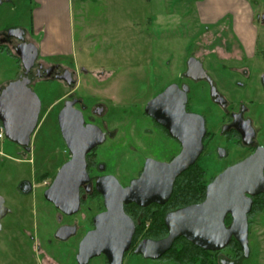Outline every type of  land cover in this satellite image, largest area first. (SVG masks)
I'll return each mask as SVG.
<instances>
[{
  "label": "rangeland",
  "instance_id": "rangeland-1",
  "mask_svg": "<svg viewBox=\"0 0 264 264\" xmlns=\"http://www.w3.org/2000/svg\"><path fill=\"white\" fill-rule=\"evenodd\" d=\"M199 1L203 0H71V12L76 19L77 54L69 58L71 61L65 57L57 59L47 56L42 59L46 61L47 66L58 63L73 66L69 62L75 63V69L69 68L76 71L77 85L73 89L59 81H43L34 87L42 102L43 112L33 139L35 145L40 146L43 153L46 152L47 159L44 162L46 166L26 163L24 166L14 165L11 168L10 161L5 156L10 149L8 143L0 142V152H4L0 154V193H12L10 189L14 187V183L24 176L33 183L45 169H48V175L53 177L56 168L66 160V146L59 134L56 116L63 100L70 92L79 97L86 107L85 118L96 117L100 125L115 134L113 140H108L99 149L97 161L100 165H105L107 171L122 184L126 185L138 177L141 160L146 155L164 163L177 157L181 152L179 143L164 136L149 120L144 119L141 109L158 92L176 80L179 70L176 69L174 61H180L187 53L199 59H206L207 63H210L213 57L208 59L207 56L211 54L224 56L227 52L235 53L237 50L232 40L230 21H224L221 25L202 22L197 15L196 4ZM247 2L251 6H258V9L262 7L258 13L264 11V0H245V3ZM48 6L49 4H44V0H10L0 6V29L8 23L21 22L18 21L19 18L22 24L28 25L31 21V12L39 7L48 9ZM58 10L60 17L68 19L67 13L70 10L68 3ZM52 12L54 11L47 10V19ZM57 27L61 29L60 22ZM62 29L65 32L69 30L67 21L64 22ZM39 32L40 36L36 39L38 42L45 34V30ZM192 44L194 46L190 47ZM167 58L173 59V71L168 69V73H162L161 69L167 72L164 66ZM17 70L16 61L0 53V84L13 79ZM216 74L222 81L224 78L222 73ZM199 98H201L199 87L193 86L190 107H205L208 104L212 111L218 112L206 98L204 104ZM95 105L104 107L100 118L91 111ZM209 112L210 109L206 111L208 114ZM218 115L212 114L208 118L211 121L208 129L213 132L217 130L213 124L218 120ZM134 119L139 120L140 124L135 123L134 126ZM124 128H127L130 134L139 133L138 138H133V141L126 145L128 148L129 145H132L130 148H134L126 155L121 154L124 153L122 150L125 147L119 149V138L123 135ZM214 143L210 144L206 154L199 160L206 171L204 181L207 184L229 164L227 161H221L213 153ZM139 157L141 159H138ZM25 159L32 161L33 154L27 155ZM13 198L15 196L9 198L12 200L11 204L16 205V207L14 205L16 210L21 209V204ZM28 199L29 227L31 233L36 235L34 243L38 246L40 257L51 264L55 261L61 264H74L77 241L84 236L85 229L89 227L90 217L103 210L102 201L98 199L86 205L83 212L73 219L59 220L53 209L44 203L42 188H36ZM252 219L253 228L249 235L250 254L242 264H264V214L254 215ZM71 220L83 229L78 238L68 244L55 243L53 233L56 227L61 222L71 223ZM51 242L53 246H50ZM34 243L33 241L29 243L28 255L30 261L36 262L39 257ZM216 258L219 264L235 262L234 254L229 250L223 251ZM92 264H105V260L96 259ZM124 264L146 263L132 254L127 257Z\"/></svg>",
  "mask_w": 264,
  "mask_h": 264
},
{
  "label": "water",
  "instance_id": "water-1",
  "mask_svg": "<svg viewBox=\"0 0 264 264\" xmlns=\"http://www.w3.org/2000/svg\"><path fill=\"white\" fill-rule=\"evenodd\" d=\"M30 48L34 53L29 65L26 64L28 70L37 57L34 46ZM187 94V88L181 90L172 85L146 109L150 117L180 142L182 150L175 159L169 163L148 160L141 177L127 188H123L114 176L98 181L106 211L95 217L94 230L81 241L77 256L79 264H89L90 260L102 255L109 264H123L136 231L134 221L125 212V204L135 203L140 207L166 204L172 197L177 179L198 162L207 130L202 116L187 112ZM74 104L67 102L59 114L61 132L72 159L62 167L45 193L46 200L67 215L76 214L80 209L79 188L89 180L87 154L106 141V134L99 127L85 125L83 113ZM41 109L42 102L28 86L26 78L9 83L0 95V122L6 137L20 146L29 147L38 128ZM224 156L221 152V157ZM262 193L264 157L258 153L218 175L208 185L203 203L169 213L166 217L168 236L158 241H143L135 252L145 258L160 259L179 237L204 250L218 252L226 249L235 238L248 258L251 197ZM228 215L233 220L230 227L225 223ZM75 233V228H61L57 237L67 240Z\"/></svg>",
  "mask_w": 264,
  "mask_h": 264
},
{
  "label": "flooded vegetation",
  "instance_id": "flooded-vegetation-1",
  "mask_svg": "<svg viewBox=\"0 0 264 264\" xmlns=\"http://www.w3.org/2000/svg\"><path fill=\"white\" fill-rule=\"evenodd\" d=\"M7 2H10V0H0V6ZM254 18L260 22L261 30L264 32V13H255ZM30 19L31 21L28 25L24 23L22 24V20L21 18H19L18 21L21 22H17L15 24L8 23L0 29V53L5 54L10 58H13L16 61V64L18 65L16 76L13 79L7 80L4 83L0 84V95L3 89L9 83L18 81L21 78L27 79L28 86L33 91L34 87H36L43 81H59L62 84H66L67 87H73L74 89L77 85L76 71H73L70 68L63 67L60 64H52L48 66L46 65V62L42 59L40 50L38 48L39 42L36 39L40 36V32H37L35 30L34 15L32 14V12L30 15ZM235 41L236 40H234V42ZM31 45H33L34 48L37 50V57L33 66L28 70L26 68V64L29 65V60L31 59L34 53L33 50L30 48ZM226 49H228V47H226ZM211 56L213 57V60H210V63H207L206 59H199L198 57L191 56L189 53H187L185 57H182L180 61H174L177 66L176 69L179 70L177 73L176 80L172 81L162 91L158 92L152 100H154L157 96L162 94L165 90H167V88L172 85H177L181 90L184 88L188 89V100L186 105L187 112L202 116L205 119V125L207 130L206 136L203 140V152L200 158L202 157V155L206 154L210 147V144L215 142L213 144V153H215V155L221 161H227L229 163L227 166L223 167V170L221 172L223 173L228 168L233 167L258 153L263 155L264 157V70L261 68L264 65V54L252 58L250 56H244L242 54L227 52L226 54H224V56H220L218 54H211L207 56V58L209 59V57ZM165 61L164 66L167 68V72H164L163 69H161L162 73H168V69L169 71H171L174 65L173 59L168 60L167 58ZM254 67L257 68L254 69ZM217 72L222 73V76L224 77L222 81L217 78ZM70 81L72 82L71 85L68 84V82ZM193 86L199 87V91L201 94V98L199 99H201V103L204 104L206 98L208 102H210L211 105H213V107L218 110L217 113L215 110L212 111L213 109L209 108L208 104L205 107H190V94L193 92ZM151 101H149L143 107V109H141V113L143 115L142 117L144 119L149 120L151 124L157 130H160L164 136L178 142L182 150L180 142L171 137L169 132L164 127L158 124L152 117L147 114L146 109ZM67 102H74V107L83 113L85 125H95L106 134L105 143L96 147L89 154H87L86 160L88 165L87 172L89 175V180L82 184L79 188L80 209L76 214L73 215L65 214L60 209L56 208L54 204L47 201L45 198V193L52 187L59 171L66 163H68L72 159V154L64 140L59 125V114L65 107V104ZM59 108L60 109L56 116L57 128L62 138L63 144L66 146L65 153L67 154V158L64 162L59 165L58 168H56V170L54 169L55 172L53 177H51V175L49 176L47 172L48 169H45L44 173H42V175H39L33 183L30 182L29 179H25L26 177L24 176L14 183V187L10 189L12 190V193H0V264H51L50 262H47L46 259H43V257H40V254L38 252V246L36 243H34L36 235L31 233L29 227L30 204L28 197L35 192L36 188H42V197L44 203L46 205H49L53 209L55 215L59 220L73 219L78 216L81 212H83V208L86 205H89L93 203V201L98 199L102 201L103 210L90 217L89 227L85 229L84 236L77 241V247L74 250V264H79L77 261V256L79 253L80 243L89 232L94 230L95 217L106 211L104 195L98 190L97 185L100 179L114 175L107 171L108 169L105 165L102 166L98 163L97 153L99 149H101L107 143L108 140H113V136H115V134L107 130L103 125H100L96 121V117L92 116L90 118H85L84 114L86 107L83 105L79 97H75L71 92L65 97L62 105ZM103 109V106L95 105L91 111L94 115H97L98 118H100L103 115ZM209 109L211 114L210 112L209 114L206 113V111L208 112ZM42 112L43 111L41 109L38 128ZM212 114H214V116L219 114L218 120H215V123L213 124V127L217 129L216 132H213L208 129L209 124L211 125V121L208 120V118L209 115ZM136 119L133 120L134 126H136V124H140L139 120ZM35 133L31 137L29 147H23L17 143L12 142L6 137V135L2 140H0V142L3 143L7 142L10 148L6 152L7 155L5 156L7 157V159H9L11 168L14 165L24 166V164L26 163L32 164L33 166L36 163L41 164L42 166H46V164L44 163L47 159L45 155L46 152L43 153L44 151L41 150V147L35 145V140L33 139ZM122 133L123 135L119 138V149L125 147V149L122 150L124 151V153L121 154L126 155L129 151L134 150V148H130L132 145H129V148L126 145L132 142L133 138H138L137 134L139 133L130 134L127 128H124V131ZM221 152L225 155L224 157H221ZM3 153V151L0 152V154ZM30 154H33L32 161L25 159L26 156ZM175 158L176 157H174L173 159ZM138 159L141 158L139 157ZM150 159L154 160V158H151L146 155L141 160V165L139 166V175L136 179L141 177L145 170L147 161ZM133 181L134 180L130 181V183L126 185L122 184L120 181L119 183L123 188H127L132 184ZM13 196H15V198L13 199L21 204V209L16 210V205L11 204L12 200H10L9 198ZM254 197L256 196L251 197L252 201ZM164 205L151 204L148 207H140L137 204L132 203L125 204L124 209L125 212L127 210L126 214L134 221L135 226L137 228V224L135 222V219L137 218V213H141L145 209L156 211L158 210L159 206ZM172 212L174 211H171L170 213ZM251 212L248 216L249 235L253 228V224H250V222L253 221V219H250ZM149 226L150 223H147V227ZM68 227L76 229L75 235L69 237L67 240H62L58 238V231L61 228ZM82 230L83 229L75 221L71 220V223L61 222L60 225L56 227L53 233V240L57 244H68L72 240L78 238L79 233ZM148 240L151 239H149L148 237H143L135 245L132 241L130 250L124 255L123 264L127 257L132 254H134L136 258L144 261L146 264H155V262H161V258L165 254L160 259H149L145 258L142 254H137L135 252L136 248L141 242ZM31 241L36 244L34 247L37 249L36 254L39 257L38 261L36 262L29 260L28 247ZM52 243L53 242H51L50 246H53ZM100 258H103L105 260V264H109L107 258L104 255L90 260L89 264H92L94 260ZM54 264L61 263L55 261Z\"/></svg>",
  "mask_w": 264,
  "mask_h": 264
},
{
  "label": "crops",
  "instance_id": "crops-1",
  "mask_svg": "<svg viewBox=\"0 0 264 264\" xmlns=\"http://www.w3.org/2000/svg\"><path fill=\"white\" fill-rule=\"evenodd\" d=\"M50 1L44 0V4H49L48 9L39 7L32 12L34 15L35 30L37 32L45 30V34L38 43V48L41 57L49 56L57 57V59L59 57H65L69 59L77 54V42L75 39L76 19L71 12V0H56V3L52 0L51 4ZM65 3H68V8L70 9L67 13L68 19H65L66 17L63 16L61 18L58 14V9L64 8ZM196 5L198 17L206 24L221 25L224 21H230L232 26V40H236V54H242L252 58L264 54V32L261 30L260 22L254 18V14L262 7L258 9V6H251L248 2L245 3V0H203L197 2ZM47 10L49 12L50 10L54 11L49 15L48 19L46 16ZM262 12L264 13V11ZM65 21H67L69 26V30H66V32L62 29ZM59 22L61 23V29L57 27ZM230 45L232 44L230 43ZM69 60L71 61V59ZM69 63L73 64V66L69 64L60 65L75 69V63ZM261 68L264 70V65Z\"/></svg>",
  "mask_w": 264,
  "mask_h": 264
},
{
  "label": "trees",
  "instance_id": "trees-1",
  "mask_svg": "<svg viewBox=\"0 0 264 264\" xmlns=\"http://www.w3.org/2000/svg\"><path fill=\"white\" fill-rule=\"evenodd\" d=\"M193 46L194 44L190 47ZM0 126H3L2 123H0ZM205 176V169L199 162L196 163L177 179L173 195L166 205L159 206L156 211L145 209L141 213H137L138 215L136 214L137 218L135 219L137 228L133 244H137L143 237H148L151 240L166 238L169 234L165 222L168 213L201 204L205 201L208 185L204 181ZM257 214H264V193L253 198L250 219ZM232 221L231 216H227L226 226L230 227ZM147 223H150L149 227H147ZM225 250H229L234 254L235 264H242L243 260L247 259L244 256L241 244L235 238L230 241L226 249L211 252L192 244L184 237H179L174 241L172 248L161 258V262L171 264H219V260L216 257Z\"/></svg>",
  "mask_w": 264,
  "mask_h": 264
},
{
  "label": "built area",
  "instance_id": "built-area-1",
  "mask_svg": "<svg viewBox=\"0 0 264 264\" xmlns=\"http://www.w3.org/2000/svg\"><path fill=\"white\" fill-rule=\"evenodd\" d=\"M5 136V131L3 127H0V140H2Z\"/></svg>",
  "mask_w": 264,
  "mask_h": 264
}]
</instances>
